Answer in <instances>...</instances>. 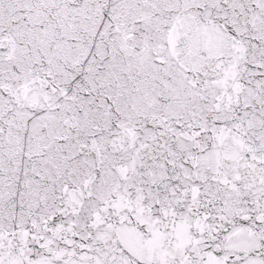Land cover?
Instances as JSON below:
<instances>
[{"label":"snow or ice","instance_id":"1","mask_svg":"<svg viewBox=\"0 0 264 264\" xmlns=\"http://www.w3.org/2000/svg\"><path fill=\"white\" fill-rule=\"evenodd\" d=\"M0 264H264V0H0Z\"/></svg>","mask_w":264,"mask_h":264}]
</instances>
